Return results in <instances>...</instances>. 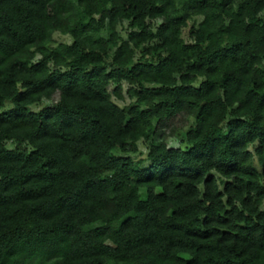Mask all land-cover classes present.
Instances as JSON below:
<instances>
[{"label": "trees", "instance_id": "1", "mask_svg": "<svg viewBox=\"0 0 264 264\" xmlns=\"http://www.w3.org/2000/svg\"><path fill=\"white\" fill-rule=\"evenodd\" d=\"M6 102L0 264H264V0H0Z\"/></svg>", "mask_w": 264, "mask_h": 264}, {"label": "rangeland", "instance_id": "2", "mask_svg": "<svg viewBox=\"0 0 264 264\" xmlns=\"http://www.w3.org/2000/svg\"><path fill=\"white\" fill-rule=\"evenodd\" d=\"M159 20H155V22H152L153 26L155 27L156 24L158 23ZM117 31L119 33V35L122 37V38H125V35H126V32H127V25H126V22H121L118 24L117 26ZM71 41V38L66 35V34H60L58 32H55L52 36V40L51 42L49 43V46H55L57 45L58 43H69ZM137 58H141V55H140V49L137 48L135 51H134V59H137ZM113 84H109L107 87H108V90L111 91L112 88H113ZM121 89H122V98H116L114 95H112V100L119 106H124L128 103H130L132 100L129 99V97L127 96L126 94V89L128 88V84L125 83V82H121V85H120ZM43 104H37V105H32L30 106V109L33 110V111H36L38 110ZM11 104L6 102L5 105L0 108V111H4V110H7L9 108H11ZM159 139V135L156 134L155 136L152 137V139L150 141H143V140H140L137 142V150L136 152L132 153V154H129L131 156V158L133 159L134 163L139 166V167H145L147 165V160H146V151H147V145L151 142H155ZM168 144L171 146V147H184V143H183V140H182V131H178L176 133V135H174L173 137L169 138L168 139ZM14 146V143L11 142V141H6L5 142V147L6 148H12ZM112 153H115V151L113 150ZM261 208H264V202L263 204L261 205Z\"/></svg>", "mask_w": 264, "mask_h": 264}]
</instances>
